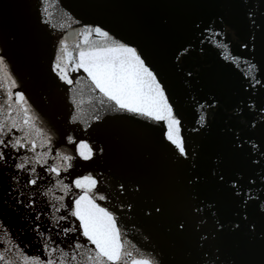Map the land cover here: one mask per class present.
<instances>
[{"label":"water","instance_id":"water-1","mask_svg":"<svg viewBox=\"0 0 264 264\" xmlns=\"http://www.w3.org/2000/svg\"><path fill=\"white\" fill-rule=\"evenodd\" d=\"M97 27L108 37L92 31L90 44L134 47L155 74L186 155L167 121L119 109L72 71ZM0 56L15 81L0 73V138L25 145H0V264L47 261L46 244L90 264L94 245L71 214L86 176L128 264H264V0H0ZM16 93L33 120L8 132L25 118Z\"/></svg>","mask_w":264,"mask_h":264},{"label":"snow or ice","instance_id":"snow-or-ice-1","mask_svg":"<svg viewBox=\"0 0 264 264\" xmlns=\"http://www.w3.org/2000/svg\"><path fill=\"white\" fill-rule=\"evenodd\" d=\"M92 31L105 38L108 37V33L103 32L98 27L94 30L89 29L85 33L84 39V45L88 46H76L79 50L78 58L75 59L72 71L83 69L94 85L93 91L98 89L109 101H114L119 109L138 113L156 121H167V139L177 146L181 154L186 155L183 139L178 134L180 122L173 115L172 107L168 103L163 86L150 68L146 66L145 61L137 50L134 47L118 42L104 44L103 46H97L95 43L90 44L87 37ZM63 47L65 50L67 49L66 44ZM72 59V54L70 52L67 53V60L71 61ZM55 67L59 70L61 78L71 85L73 80L68 75L67 66L62 68L58 59ZM250 68H255V65H250ZM0 73L8 76L11 80L7 64L2 56H0ZM11 84L14 85L15 81L11 80ZM16 98L17 103L23 105L22 110L25 118L22 124H18L13 120L8 132H11L13 128L23 130V126H31L33 120L29 116L30 108L26 104L24 94L16 93ZM8 100H12L11 91L8 92ZM101 102L103 103V101ZM10 111L11 108L9 109V115ZM96 118L99 119V116ZM5 127L4 123H0V134L5 133ZM29 134L28 131L24 132L25 137L29 136ZM69 140L71 141V137H69ZM0 145L5 147L12 146L16 149L25 146L21 144L20 139H16L14 143L9 140L6 144L2 138H0ZM36 147L37 144L33 140L31 142V150L35 151ZM79 155L85 160L91 159L93 155L92 148L86 142H81L79 144ZM3 158L4 154L0 151V159ZM65 159L71 160V157H65ZM17 167L22 169L25 165L18 164ZM50 171L56 172L57 175L59 174L57 168H51ZM29 183L36 184V179H30ZM96 185L97 180L91 176L75 181V187L85 189V191L74 201L75 210L71 213L80 221L82 236L86 237L91 245H94V249L91 250V254L88 256V261L90 264H121L122 261L123 264H128L125 257H130L132 254L124 251L125 245L121 241V232L117 227L116 218L106 208L97 204L93 195H90ZM98 198L101 200L105 199L104 196H98ZM61 219H66V217ZM81 247L83 246L79 243L75 245V249H80ZM45 250L48 254L47 261H43L38 257H25V264H71V262L77 260L75 251H73L69 259H66L68 253H65L62 249L57 247L49 248L46 244ZM58 251L60 255L54 256ZM3 260L4 256L0 254V261ZM131 264H149V261L133 259Z\"/></svg>","mask_w":264,"mask_h":264}]
</instances>
